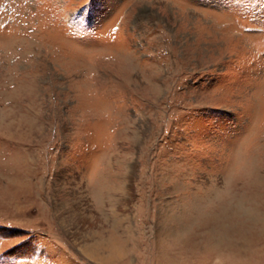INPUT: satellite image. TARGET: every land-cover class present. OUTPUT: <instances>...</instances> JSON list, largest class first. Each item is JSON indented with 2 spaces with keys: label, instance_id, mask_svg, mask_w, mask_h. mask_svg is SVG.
I'll use <instances>...</instances> for the list:
<instances>
[{
  "label": "rangeland",
  "instance_id": "obj_1",
  "mask_svg": "<svg viewBox=\"0 0 264 264\" xmlns=\"http://www.w3.org/2000/svg\"><path fill=\"white\" fill-rule=\"evenodd\" d=\"M0 264H264V0H0Z\"/></svg>",
  "mask_w": 264,
  "mask_h": 264
},
{
  "label": "bare ground",
  "instance_id": "obj_2",
  "mask_svg": "<svg viewBox=\"0 0 264 264\" xmlns=\"http://www.w3.org/2000/svg\"><path fill=\"white\" fill-rule=\"evenodd\" d=\"M113 250V249H112Z\"/></svg>",
  "mask_w": 264,
  "mask_h": 264
}]
</instances>
